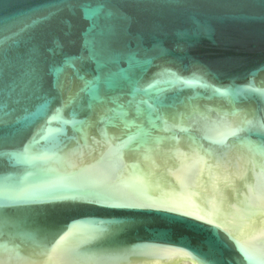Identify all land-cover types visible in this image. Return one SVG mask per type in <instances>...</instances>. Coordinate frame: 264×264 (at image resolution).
Listing matches in <instances>:
<instances>
[{
  "label": "water",
  "instance_id": "obj_1",
  "mask_svg": "<svg viewBox=\"0 0 264 264\" xmlns=\"http://www.w3.org/2000/svg\"><path fill=\"white\" fill-rule=\"evenodd\" d=\"M261 125L264 0H0V264H264Z\"/></svg>",
  "mask_w": 264,
  "mask_h": 264
},
{
  "label": "snow or ice",
  "instance_id": "obj_2",
  "mask_svg": "<svg viewBox=\"0 0 264 264\" xmlns=\"http://www.w3.org/2000/svg\"><path fill=\"white\" fill-rule=\"evenodd\" d=\"M88 83H91V82H88ZM187 83V82H186ZM88 85L86 84V87H87ZM252 124V122L251 121H245V125L246 126H250ZM261 127H264V125H261ZM246 129L245 128H239V129H235V130H233L232 132H231V134L232 135H238V133L239 132H241V131H245Z\"/></svg>",
  "mask_w": 264,
  "mask_h": 264
}]
</instances>
